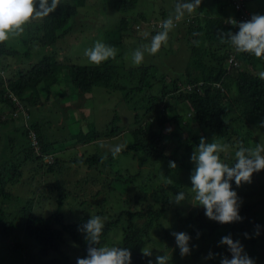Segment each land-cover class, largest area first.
Returning <instances> with one entry per match:
<instances>
[{"label":"trees","instance_id":"16d2710c","mask_svg":"<svg viewBox=\"0 0 264 264\" xmlns=\"http://www.w3.org/2000/svg\"><path fill=\"white\" fill-rule=\"evenodd\" d=\"M144 1L148 0H102V2L97 0L94 2L98 3L99 8L97 7L98 9L92 12L88 11V14L85 15L83 11L89 6L87 0H64V4L50 14V17L43 20H33L24 27L26 31L23 37L20 38L21 34L17 37L22 42L20 47L7 44V41L0 43V71L7 74L6 76L0 74V116L5 113L6 109L8 115L5 120L0 118V143L1 139H4L2 145L0 144V198L10 200L13 197L8 189L9 182L19 181L24 176V167L31 163H38L35 166L36 170L45 169V172H52L53 174L62 173L63 175L68 170L69 166L66 165L65 160V165H61L59 170L55 169V165L60 162L61 157H57L55 154L51 138V135L54 134L49 127L52 123L58 122L59 116L52 110L54 114H51L42 124L38 116L32 117L30 109L51 100L53 103H63L62 97L69 95L70 90L77 92L79 100H82L97 86L104 87L111 92L121 91L134 109V127L130 130L134 139L125 148H122L120 153H142L145 160L157 159L164 154L167 161L175 159L181 170L189 168V164L185 160L189 156L192 146L195 147L196 143L199 142L201 135L183 136L175 132L173 135L176 139L170 154L164 151L170 135L166 131L167 124L173 123L179 126L185 120L184 115L168 111L165 105L168 95L179 91L181 88V82L178 78H172L170 82H167L166 73H162L158 96L151 92L158 80L155 74L158 66L142 63L139 66H130L127 74H125L126 72L123 73V70L120 69L123 68L122 65L117 63V59L123 55V51L115 58L102 62L99 66L69 61L67 57L60 58L59 51L63 46L61 43L64 44L69 39L75 42L73 36H79L86 31L85 29L92 30L93 27H96V30L100 31L99 23L90 19V16L95 17L97 16L95 14H100L99 10L105 15L116 10L122 13L123 18L127 15L130 16L131 20H119L115 26L120 30L128 28L127 30L143 31L148 29L147 34L149 35L145 36L144 34L139 40L150 39V34H155L156 31L160 30L157 25L152 27L151 22L162 23L163 19L174 12L177 0H169L171 4L166 1L165 4L168 7L160 8L157 16L160 18L158 19L148 17V11L142 9L141 6ZM150 1L154 4L153 0ZM246 1L242 0V7L249 14H252V11L245 4ZM232 2L233 0H202L200 9L194 14L193 23L185 26L184 31H180L183 32L182 35L188 43L192 41L190 43L191 51L186 58L185 80L195 84L199 90L181 89L179 98L181 101L187 102L191 108L190 120L192 123L213 131L220 143L236 136L243 144L249 145L248 142H251L254 132L252 128L248 127L251 125L258 126V122L264 120V79H260L259 72L255 71L264 59L244 53H236L227 43L222 42L219 30L229 28L235 30L234 26L224 22L225 19L231 16L243 20L239 19L243 12L240 9H235L236 7ZM250 2L254 5V12H262L264 3H259L258 0H250ZM229 7H232L234 12L229 13L228 16H222L224 10L227 11ZM132 16H135L133 18L136 19H132ZM137 17L141 19L137 20ZM77 24H80V29H76ZM137 24L141 25L139 29L136 28ZM178 24L174 28H181V24L179 26ZM143 27L144 29H142ZM173 29L170 32H173ZM66 38L67 40L63 41ZM37 50L40 52H36ZM207 55H210L212 59L207 60L205 58ZM231 55H234L239 61L240 66L229 70L225 62ZM7 56H12L14 62L17 63L13 76L10 73V67L11 65L14 66V63H11V60L8 61ZM4 61L6 63H3ZM229 72L233 74V79H236L234 81L235 88H237L235 98L230 95L231 87L225 80ZM8 74L10 75L8 76ZM65 82L69 84H65ZM199 82L202 84L199 85ZM226 90L229 93H226ZM147 91H150L151 94L145 95L148 98L144 96L142 103L138 104L137 100L139 101V99L134 100L135 95L139 94L141 97L140 94ZM247 92L251 93L252 105L243 107L246 100L242 99L239 102V99ZM75 103L72 105L77 106ZM60 105L65 109L63 112H66V105ZM139 106L143 107L142 112L139 111L142 109ZM154 118H157V121ZM120 119V116L115 114L103 131L92 130L88 133V138L91 140L117 135L121 130L117 124ZM239 119H242L247 127L245 130L240 125ZM203 136L209 138L208 135ZM256 141L253 143L255 144ZM8 148L10 149L9 154L7 153ZM113 160L111 153L105 155L93 153L86 157L76 158L74 161L77 165L94 166L99 165V163L108 164ZM9 171L12 172V175L7 178ZM136 177L135 174H126L124 181L132 182L135 181ZM80 182L82 181L79 178L75 181V190L78 189L77 186ZM250 185L247 184V186ZM53 187L54 189L60 188L61 195L57 198L59 205L56 210L47 215H43L41 212L34 213L35 209L31 206L24 207L25 220L20 221L17 214L7 210L4 207V202L0 201V238L12 236L14 244L10 245L11 249L21 247L17 244V240L21 237L30 238L38 245V256H25V264H75L77 256L71 259L62 253L61 248L66 241H70L81 251L78 256L84 255L86 242L76 229L77 225L86 220L90 214L106 218L105 229L101 238L102 244H110L112 231L122 221H125L127 226L123 231L121 246L129 247L132 250L134 264H147L149 257H142L140 250L142 247L152 248V244H154L151 240L152 230L162 217L166 218L167 207L165 205L148 203L140 209L134 208L135 205L139 206L145 203L147 194L139 192L130 198L124 197L121 193L122 198L119 197V199L126 201V208L107 216L102 208L104 204H107V200L103 199L105 203H98L92 200L94 196L91 199H87L85 196L80 198L78 191L67 189L63 179L61 181L57 179ZM158 192L163 193L168 198V192L164 186H161ZM246 195L247 193L244 199L248 198ZM92 203L96 204L98 209H93L95 205ZM259 208H261L260 210L264 209V199L244 203L240 209L243 219L233 223L220 224L209 220L204 216L203 209H197L194 214L189 213L185 220L192 218L196 221L193 236L198 229L201 232L200 237L207 240L208 236L211 237L218 232L235 227L239 223L244 226L245 223L253 220L259 224L257 216L254 215ZM94 210L96 213L93 214ZM145 217H148L146 221L138 222V218ZM259 238L260 243L254 244L251 252H257L259 256L264 257L263 226H261ZM253 240L255 243L257 237H254ZM215 247L211 249L213 252L226 254V246ZM153 249H160V246H154ZM202 250H198L200 255ZM155 251L153 250V252ZM62 255L67 256V258ZM219 258V256L216 257L218 260ZM214 260L215 258L213 261L211 260L210 264L218 263Z\"/></svg>","mask_w":264,"mask_h":264},{"label":"rangeland","instance_id":"374dc122","mask_svg":"<svg viewBox=\"0 0 264 264\" xmlns=\"http://www.w3.org/2000/svg\"><path fill=\"white\" fill-rule=\"evenodd\" d=\"M94 1L97 0H87V8L84 9L83 14H88V11H94L98 9V3ZM152 1H144L142 2V9L148 11V17L157 18L159 15L160 8L165 6L168 7L165 3L166 1L171 4L169 0H153ZM94 2V3H92ZM98 2H102V0H98ZM259 3H264V0H258ZM246 6L254 13V5L250 0L245 2ZM98 7V8H97ZM95 14L97 16H90L92 21H97L99 23L100 31H97L96 27H93L92 30L85 29L84 33L79 36L74 35L72 40L64 39L66 41L64 44L61 43L62 48L59 51L60 58L64 59L67 57L69 61L79 62L81 64H90L87 58L83 55V50L86 47H89L93 44V42L97 39L104 41L108 45L112 46L117 55L123 51V55L118 57L117 63L121 64L123 68L122 72L127 74V70L131 66L130 61V53L137 47L148 44L151 39L148 40H139V38L143 37V35L148 31V29H144L143 31H136L133 29L130 30H120L117 25L119 20H128L130 16L122 17V13L116 10L111 11L106 14L101 13ZM264 12V8L262 10ZM137 16V15H136ZM135 16H132V19ZM77 19L76 17H74ZM141 19L137 17V20ZM129 20V21H130ZM194 15L191 17H185L182 21L177 22L178 26L181 24V28H174L173 32L169 33V39L166 45L162 46L160 51L151 55L145 52V59L142 63L152 64L158 66L157 72L155 73L158 80L151 92L157 94L159 96V91L161 88V78L162 73H166V81L170 82L172 78H178L180 80L181 88L183 84L189 83L186 79V58L191 51L190 43L192 41L187 42L184 35H182L185 26L190 25L194 21ZM106 23V24H105ZM105 24V26H103ZM26 26V25H25ZM76 29H80V24H77ZM141 29V30H142ZM96 30V31H94ZM25 29L23 33H21L20 38L23 37L25 33ZM153 32V31H152ZM151 32V33H152ZM19 36V35H18ZM18 36L11 37L7 44L15 45L20 47L22 42ZM80 37V38H79ZM16 38V39H14ZM79 38V39H78ZM106 39V40H105ZM120 44V45H119ZM123 44V45H122ZM141 44V45H140ZM215 48V46H213ZM213 48V49H214ZM40 52V51H36ZM126 56L128 57L126 59ZM8 61L14 63V66L11 65L10 73L11 75H15V66L17 63L14 62L12 56H7ZM207 60L212 59L210 55L205 57ZM5 60V59H4ZM3 63H6L5 61ZM227 68L230 67V63L228 61L225 62ZM235 69V68H232ZM125 71V72H124ZM256 72H259L258 68L255 69ZM1 76H6L7 74L3 71H0ZM231 72L226 76V81L230 84L231 90L230 95L235 98L237 96L235 93L237 92V88H235V82L233 74ZM10 74H8L9 76ZM65 84H69L65 82ZM180 88L179 91L171 93L168 95L165 101V105L167 106V110L170 112H177L180 115L185 116V120L182 125L176 126V124L168 123L167 128H171L172 131L169 132L168 141L166 142V151L167 154H170L172 147H174L175 143V135L173 133L177 132L182 134L183 136L191 135H208L209 138L220 141L215 137V133L210 129L199 126L196 123H192L191 118V108L189 107L187 102L181 101L179 98V92L182 91ZM233 88V89H232ZM150 91L135 95L134 100H137L138 104L142 103V98L145 95H150ZM228 91L226 90V93ZM229 93V92H228ZM57 94V93H56ZM55 94V95H56ZM54 95V96H55ZM44 96V95H42ZM53 96V97H54ZM145 98H148L145 96ZM245 99V105L250 107L252 105L251 93L247 92L242 95L239 99V102ZM43 100V99H42ZM62 102L57 104V102L53 103L44 102L43 104H38L34 109L31 108V115L34 118L38 116L40 122L44 124L45 120L54 114L52 110L59 116L56 123H52L50 130L53 131L54 135H51L53 147L55 148V154L57 157H61L60 162L55 165V169L59 170L61 165L69 166L68 170L62 175V173H52L45 172V169L36 170L35 166L38 163H31L24 167V176L20 178L19 181L12 183L9 182L8 189L13 194V197L10 200H3L4 198H0L1 202H4V207L7 210L13 211L14 214H17V218L20 221H24V207H32L35 209L34 213L41 212L43 215H47L52 213L57 209L59 203L57 198L60 193V188L54 189L53 185L56 180L61 181L64 180V183L67 186V189L72 191H78V195L80 198L85 196L87 199L92 198L93 201L98 203H103L104 200H107V204H104L102 207L105 210L107 216L110 214H114L126 208V201L120 200L122 198V194L124 197L128 196L133 198L135 193H146L147 199L145 203L135 205L134 208H142L145 204H155V205H165L167 207L166 218L162 217L155 225L152 230L151 240L154 244H152V248L154 246H160V250L166 252L170 257L169 264H210L211 260H205L204 257L207 255V252L211 249L220 248L217 245L220 237L223 235L231 234L233 239H240L245 247V251L248 253L250 257L255 259L256 264H264V257L259 256L257 252H251L254 244L260 243L259 235H254V230L256 225H261L264 227V209L258 211L254 214L255 217L259 221V224L256 221L250 220L244 224V226L239 223L235 227H230L222 232H218L213 236H208L207 240L202 239L201 237L197 240L195 236L191 243H195L198 247L193 248L190 255L181 258L179 256V250L175 248L174 238L170 235L173 230L176 231H187L194 235V230L196 228L197 222L192 218L186 219V216L189 213L194 214L197 212V209H202L196 206L191 205L189 202H185L182 205H174L170 204L168 200L174 196V192L177 190H184L190 192L189 186V169L191 168V164L188 161V157L185 160L189 164V168L187 170H181L180 167L177 169H169L168 161L165 160L164 154L162 157L157 159H144L142 153H127L122 154L119 153L116 158H114L113 162H108V164L99 163V165L89 166L86 164L80 165L74 161L76 158H82L89 156L93 153L105 155L107 153H111L110 149L114 145H121L122 148H125L129 143L133 141V136L130 132L131 128L134 127L133 120V112L134 109L132 105L124 98L121 91H110L104 87L97 86L92 89L91 93L82 98V100L78 99L77 92L74 90H70V94L66 97H62ZM75 103L76 101H78ZM58 101V100H57ZM72 103L77 106H73ZM63 104L67 109L66 112H63ZM242 107V108H243ZM139 111H143V107L139 106ZM234 110V109H233ZM190 111V113H189ZM7 109L4 114H1V120H5L8 118ZM118 114L120 116V120L117 122L120 127V132L115 136H107L101 138L91 139L88 138V133L92 130L103 131L107 124L113 119V116ZM190 115V116H189ZM157 121V118H154ZM240 125L244 128H247L242 119H239ZM166 128V129H167ZM253 130V136L251 138L250 144H253V141L264 144V128H260L255 125H251ZM168 132V131H167ZM3 138L1 139V145L3 143ZM101 142L105 145L103 148L100 146ZM241 140L237 139L236 136L224 141L221 143L225 145L224 151L221 153V159L225 162L231 164L234 161V152L237 147L240 146ZM248 146L247 144H244ZM6 152V149L4 150ZM10 149H7V153L9 154ZM182 156L180 157V159ZM104 162V161H103ZM126 174H135L137 177L135 181L125 182L124 175ZM12 175V172L9 171L7 173V178ZM81 179L82 182L77 186L78 189L75 190L76 184L75 181L77 179ZM250 186L247 184H243L239 188H237L238 195L243 199V204L246 202L260 201L264 199V170L259 173H255L253 175L252 183ZM179 185V187H178ZM164 186L166 188V192H168V198L164 196L163 193L158 192L160 187ZM247 186V187H246ZM253 191V193H251ZM120 193V194H119ZM248 198H245V194ZM255 193V194H254ZM55 196V198H54ZM119 197H121L119 199ZM252 197V198H251ZM191 200V195L188 197ZM55 200V201H54ZM105 203V202H104ZM95 205L93 209H98V206ZM169 208V210H168ZM96 213V210L93 211V214ZM196 215V214H195ZM148 217L138 218V222L143 223L146 221ZM184 221V222H183ZM127 226L125 221H122L111 233L112 236L111 242L108 245L119 244L121 245L122 236L124 228ZM249 233V238L244 237V233ZM257 237V241L253 243V238ZM30 239V238H29ZM26 239L21 237L17 240V244L21 246L19 249H11L10 245L14 244V238L12 236L0 238V264H25V256H35L37 257L38 245L32 239ZM222 246V245H221ZM149 248V247H147ZM204 248L206 250H202ZM15 249V250H14ZM14 250V251H13ZM62 253L68 255L71 259L80 255L81 251L79 248L70 241H66L62 248ZM198 250L201 251V255ZM155 253L151 259L155 258ZM22 254V256H21ZM53 254V253H52ZM162 254V253H161ZM62 255L64 258L67 256ZM225 255H229L226 252ZM218 261L219 260L215 258ZM214 260V261H215ZM213 261V259H212ZM213 264H216L213 262Z\"/></svg>","mask_w":264,"mask_h":264},{"label":"clouds","instance_id":"9594fccd","mask_svg":"<svg viewBox=\"0 0 264 264\" xmlns=\"http://www.w3.org/2000/svg\"><path fill=\"white\" fill-rule=\"evenodd\" d=\"M201 3L202 0H177L174 12L163 19L160 30L151 35L149 43L131 51V66L141 65L145 59V52L151 55L157 54L161 47L167 44L169 32L176 23L186 16L191 17L196 14ZM62 4L64 0H0V43L23 33L25 25L33 20L50 17V14ZM224 22L234 26L235 30L232 28L219 30L222 42L227 43L236 53L264 59V12H254L243 20L229 16ZM148 35L145 33V36ZM83 55L90 64L99 66L102 62L115 58L117 53L112 46L97 39L91 46L84 48ZM258 75L260 79H264V71L259 72ZM258 126L264 128V120H260ZM166 131L171 132L172 129L169 127ZM100 146L103 148L105 145L101 142ZM224 148L225 145L214 138L201 136L195 147L192 146L188 156L191 164L188 175L190 192L179 189L168 202L177 206L189 202L193 206L202 208L206 218L220 224L241 221L243 217L240 209L243 199L236 189L242 184L252 183L253 175L264 170V144L257 142L245 146L241 142L233 154L234 161L231 164L221 159ZM121 150V145L112 146L110 149L112 157L116 158ZM177 167L175 159L168 160L169 169H177ZM189 195L191 200L188 199ZM105 220L106 218L100 215L90 214L86 220L77 225L76 230L86 242V248L84 255L75 258V264H134L132 250L129 247L102 244ZM260 229L261 226L256 225L254 235H260ZM170 235L174 238L175 248L179 250L181 258L190 255L193 248L198 247L195 243H191L194 237L187 231L173 230ZM243 235L249 238L248 232ZM200 236L201 232L197 229L195 239L198 240ZM217 245L226 246L230 256L209 250L204 257L205 260L219 256V264H256L255 259L245 251L241 240L233 239L231 234L221 236ZM153 250H156L155 258L151 259L154 255ZM140 252L142 257H149L147 264H169L170 257L163 250L142 247Z\"/></svg>","mask_w":264,"mask_h":264},{"label":"built area","instance_id":"2783aa9c","mask_svg":"<svg viewBox=\"0 0 264 264\" xmlns=\"http://www.w3.org/2000/svg\"><path fill=\"white\" fill-rule=\"evenodd\" d=\"M233 5H234V7H236V9H240V11H242L243 13L241 14V19H247L249 16H250V14L246 11V10H244L243 9V7H242V0H233ZM160 24H161V22H158L157 24L156 23H154L153 21L151 22V25H152V27H155L156 25L158 26V27H160ZM177 24V23H176ZM141 27V25L140 24H137L136 25V28H140ZM229 63H230V67H228V68H232V67H238L239 66V62L236 60V58L234 57V55H231L229 58H228V60H227ZM199 85H201L202 84V82H199L198 83ZM218 85H220V83H218ZM182 90L183 89H185V90H190V91H198L197 90V88H196V85L195 84H193V83H187V84H183V86H182V88H181Z\"/></svg>","mask_w":264,"mask_h":264},{"label":"crops","instance_id":"0c3cea01","mask_svg":"<svg viewBox=\"0 0 264 264\" xmlns=\"http://www.w3.org/2000/svg\"><path fill=\"white\" fill-rule=\"evenodd\" d=\"M233 12H234V9H233L232 7H229V9H227V11L224 10L222 16H225V15L228 16L229 13H233ZM258 70H259V72L264 71V60H263V62L260 64V66H258Z\"/></svg>","mask_w":264,"mask_h":264}]
</instances>
